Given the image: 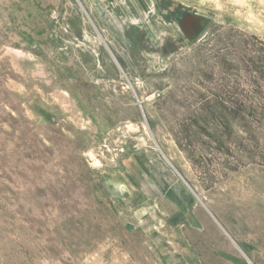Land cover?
<instances>
[{"label": "rangeland", "instance_id": "rangeland-1", "mask_svg": "<svg viewBox=\"0 0 264 264\" xmlns=\"http://www.w3.org/2000/svg\"><path fill=\"white\" fill-rule=\"evenodd\" d=\"M0 264H264V0H0Z\"/></svg>", "mask_w": 264, "mask_h": 264}]
</instances>
